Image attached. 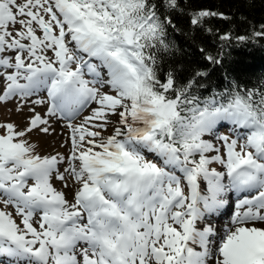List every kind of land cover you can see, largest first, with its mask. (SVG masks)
I'll return each instance as SVG.
<instances>
[{"label":"snow or ice","instance_id":"snow-or-ice-1","mask_svg":"<svg viewBox=\"0 0 264 264\" xmlns=\"http://www.w3.org/2000/svg\"><path fill=\"white\" fill-rule=\"evenodd\" d=\"M161 6L0 0V104L30 113L0 122V264H264V83L162 78ZM53 121L67 154L31 143Z\"/></svg>","mask_w":264,"mask_h":264},{"label":"trees","instance_id":"trees-1","mask_svg":"<svg viewBox=\"0 0 264 264\" xmlns=\"http://www.w3.org/2000/svg\"><path fill=\"white\" fill-rule=\"evenodd\" d=\"M157 2L162 4V19L172 22L166 36L169 48L158 60L162 78L172 71L183 82L196 72H206L198 79L216 91L233 80L245 89L264 83V37L255 35L264 31V0H178L175 10L163 6L162 0ZM201 11L217 15L193 25L192 18ZM224 35L230 39H221ZM241 36L246 39L239 40Z\"/></svg>","mask_w":264,"mask_h":264},{"label":"rangeland","instance_id":"rangeland-1","mask_svg":"<svg viewBox=\"0 0 264 264\" xmlns=\"http://www.w3.org/2000/svg\"><path fill=\"white\" fill-rule=\"evenodd\" d=\"M16 104L13 102H10L8 104H0V122H5V121H9L12 122L20 127H23L25 125V123L27 122V118L30 115V113L27 110V107H25L22 111H16ZM58 132L55 135H52L50 142H43V144L46 146L45 147H53V146H57L59 152L61 153L63 148L64 153L67 154V150H68V144H67V140H68V129L65 127V124L63 121H59L58 124ZM220 131L223 134H227V129H220ZM107 134H111V130L109 129V132ZM38 135V134H32L31 135V143L34 144V140L33 138ZM41 135V134H40ZM33 137V138H32ZM57 138V139H56ZM42 145V144H41ZM41 145H36L37 147V151L40 152L42 155H46L44 152V149ZM63 145V146H62ZM59 182L61 185L63 182L61 181H57ZM67 193V199L72 200V193L71 191L65 189L64 190ZM232 215V214H231ZM229 215V216H231Z\"/></svg>","mask_w":264,"mask_h":264},{"label":"bare ground","instance_id":"bare-ground-1","mask_svg":"<svg viewBox=\"0 0 264 264\" xmlns=\"http://www.w3.org/2000/svg\"><path fill=\"white\" fill-rule=\"evenodd\" d=\"M57 124H58L57 121H53L52 122V130H50V134H48V135H44V134L40 135V134H38L34 138L32 137L33 140H34V144L35 145H41L42 144L41 146L43 147L44 152H45L46 155L47 154L55 155L57 152H59L58 147L56 145L51 147V148L50 147L48 148V147H45L46 144L45 145L43 144V142H48L49 143L51 138H52L51 136L57 134V132H58ZM64 150L65 149L63 148L61 154H65ZM54 186L57 187V189H60L62 185L59 182L54 181ZM236 199L237 198L235 197V195H230V197H229V205L226 206L222 210L221 215L219 217H217V219L220 221L221 224L226 225L230 221L231 216H232L231 215V211H232V209L235 210V201H236ZM229 215H231V216H229Z\"/></svg>","mask_w":264,"mask_h":264}]
</instances>
